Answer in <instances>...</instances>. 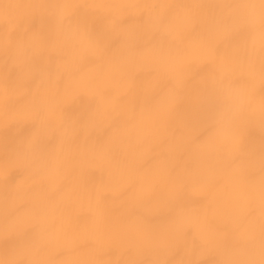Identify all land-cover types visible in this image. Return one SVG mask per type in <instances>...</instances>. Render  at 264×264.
I'll use <instances>...</instances> for the list:
<instances>
[{"label":"bare ground","instance_id":"obj_1","mask_svg":"<svg viewBox=\"0 0 264 264\" xmlns=\"http://www.w3.org/2000/svg\"><path fill=\"white\" fill-rule=\"evenodd\" d=\"M264 0H0V264H264Z\"/></svg>","mask_w":264,"mask_h":264},{"label":"rangeland","instance_id":"obj_2","mask_svg":"<svg viewBox=\"0 0 264 264\" xmlns=\"http://www.w3.org/2000/svg\"><path fill=\"white\" fill-rule=\"evenodd\" d=\"M262 28L264 29V20L261 21ZM264 39V36H263Z\"/></svg>","mask_w":264,"mask_h":264}]
</instances>
